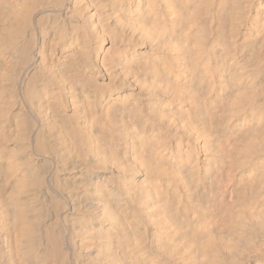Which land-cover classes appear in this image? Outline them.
<instances>
[{"label":"bare ground","instance_id":"bare-ground-1","mask_svg":"<svg viewBox=\"0 0 264 264\" xmlns=\"http://www.w3.org/2000/svg\"><path fill=\"white\" fill-rule=\"evenodd\" d=\"M0 264H264V0H0Z\"/></svg>","mask_w":264,"mask_h":264}]
</instances>
